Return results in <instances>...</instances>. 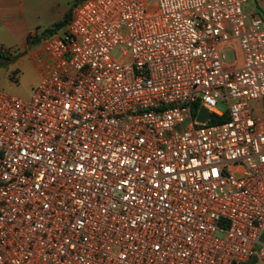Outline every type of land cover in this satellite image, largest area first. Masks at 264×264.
Instances as JSON below:
<instances>
[{"label":"built area","instance_id":"2783aa9c","mask_svg":"<svg viewBox=\"0 0 264 264\" xmlns=\"http://www.w3.org/2000/svg\"><path fill=\"white\" fill-rule=\"evenodd\" d=\"M248 2L82 0L39 44L32 97L0 89V264H264Z\"/></svg>","mask_w":264,"mask_h":264},{"label":"rangeland","instance_id":"374dc122","mask_svg":"<svg viewBox=\"0 0 264 264\" xmlns=\"http://www.w3.org/2000/svg\"><path fill=\"white\" fill-rule=\"evenodd\" d=\"M27 8L30 5L34 8L35 18L32 19L38 25L30 29L41 38V42L48 41L52 35L47 33L48 29L54 27L56 22L60 21L63 12L73 10L82 0H25ZM257 6V0H249L247 9L253 12L254 7ZM250 8V9H249ZM253 10V11H252ZM29 11V8H28ZM31 14V11L29 12ZM33 15V16H34ZM63 18H61L62 20ZM63 29V28H62ZM20 35L23 29H16ZM61 29H56L59 33ZM4 35L0 37V53L11 58L9 61L0 64V89L8 93L14 94L18 97L29 99L32 97L35 88L40 83L41 69L39 67V58L34 56V52L39 50V44L24 45L23 38L20 37L19 45L11 44ZM229 62L233 61V53L231 50L227 52ZM14 75V77H12ZM199 105V104H198ZM219 107L224 109L225 105L219 103ZM264 118V109L261 110ZM221 235V233H219Z\"/></svg>","mask_w":264,"mask_h":264},{"label":"crops","instance_id":"0c3cea01","mask_svg":"<svg viewBox=\"0 0 264 264\" xmlns=\"http://www.w3.org/2000/svg\"><path fill=\"white\" fill-rule=\"evenodd\" d=\"M28 8L25 0H0V37L4 35L3 32L5 31V37L11 44L18 46L20 37L23 38L22 43L24 45L30 44L29 37L35 35V32H31L30 29L37 26L38 23L32 21L35 18L34 8L31 5ZM253 10V12H257L264 17V0H257V6ZM30 11L31 14H29ZM66 14V11L63 12L62 17L59 14L58 19L61 21V18L64 19ZM18 28L23 29L20 35L17 33L18 31H14ZM41 77L40 74V81ZM254 259L255 264H261L256 258Z\"/></svg>","mask_w":264,"mask_h":264},{"label":"trees","instance_id":"16d2710c","mask_svg":"<svg viewBox=\"0 0 264 264\" xmlns=\"http://www.w3.org/2000/svg\"><path fill=\"white\" fill-rule=\"evenodd\" d=\"M72 15H73V10L69 11V12L66 14L65 18H64L63 20H61L60 22H57V23L54 25L53 28L48 29V30H47V33L50 34V35H53V34L56 32V29H62V28H64V27L70 22V20H71V18H72ZM40 38H41V37H40L38 34H35V35L29 37V42H30V44H32V45H35V44L38 45V44L41 42V39H40ZM10 59H11V58H9V56H4V55H2V54L0 53V64L5 63V62L9 61ZM12 77H14V75H12ZM198 108H199V105L196 103V104L194 105V108H193V112H194V114L197 112ZM227 118H228V117L225 116V117L222 118V120H225V119H227ZM216 121H218V119H216V118L213 117V118L210 120V123H214V122H216ZM255 262H256L255 259L252 258V259H250L249 261H247V262H245V263H242V264H255Z\"/></svg>","mask_w":264,"mask_h":264},{"label":"water","instance_id":"95a60500","mask_svg":"<svg viewBox=\"0 0 264 264\" xmlns=\"http://www.w3.org/2000/svg\"><path fill=\"white\" fill-rule=\"evenodd\" d=\"M208 118H210V113L204 107H202L199 110L197 120L199 122H205ZM260 240L264 243V233L261 235Z\"/></svg>","mask_w":264,"mask_h":264}]
</instances>
